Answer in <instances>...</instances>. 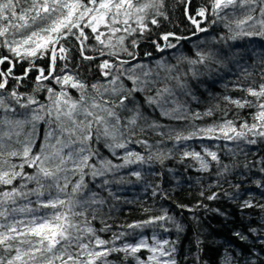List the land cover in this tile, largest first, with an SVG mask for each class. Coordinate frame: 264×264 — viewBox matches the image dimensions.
<instances>
[{"label":"snow or ice","instance_id":"obj_1","mask_svg":"<svg viewBox=\"0 0 264 264\" xmlns=\"http://www.w3.org/2000/svg\"><path fill=\"white\" fill-rule=\"evenodd\" d=\"M178 2L192 35L219 26L221 32L211 42L220 47L197 48L194 58L178 55L175 64L162 57L150 67L138 61L141 41L163 53L188 39L160 31L164 21H171L174 4L169 0H0V264H179L178 240L153 233L149 242L142 234L152 226L171 231L168 223L183 232L167 210L116 232L103 214L106 199L90 187L92 183L114 196L107 186L132 183V177L143 180L151 174L144 166L163 164L174 150L182 159L197 161L198 171L212 174L215 169L210 194L199 193L204 199L223 195L237 200L241 184L232 185L228 177L240 167L246 170L240 173L243 180L259 165L261 179L252 183L264 189V157L247 160L250 146L264 145V0H203L198 6L193 0ZM37 60H47L46 67ZM182 63L241 68L232 91L242 95L213 97L217 102L203 112L191 111L189 101H200L186 78L197 79L200 73L195 68L181 72ZM33 72L31 90L22 91ZM217 113L218 120L195 123ZM150 136L159 139L151 143ZM192 140L221 143L216 150L207 145L187 150L186 142ZM239 155L245 157L243 165L237 162ZM122 170L127 171L118 175ZM221 178L234 193L211 191L223 188ZM247 195L241 209L264 211V204ZM200 207L207 205L198 201ZM97 220L99 229L93 223ZM109 232L107 239L101 235ZM233 235L250 241L243 264H264V217L260 227H248V234ZM142 251L148 255L141 257ZM195 259L199 264V256ZM224 264H234L231 254Z\"/></svg>","mask_w":264,"mask_h":264},{"label":"trees","instance_id":"obj_2","mask_svg":"<svg viewBox=\"0 0 264 264\" xmlns=\"http://www.w3.org/2000/svg\"><path fill=\"white\" fill-rule=\"evenodd\" d=\"M169 2L174 4V7L169 9L171 21H164L160 31L176 32L180 36L188 37V39L181 40L177 49H168L163 53L157 52L150 42L141 41L139 48L136 49L139 62L154 67L155 62L163 57L167 62L175 64V57L178 55L183 54L194 58L197 48L207 52L210 49L220 47L219 44L211 42L212 37L217 36L221 32L219 26L211 27L206 33L192 35L191 26L183 16V5L178 0H169ZM202 2L203 0H193V6H198ZM256 43L259 44V41ZM146 52H151L152 55L145 56ZM135 62L137 61H133V63ZM36 63L46 67L47 60H37ZM179 67L181 72H188L189 68H195L200 73L197 79H192L190 74L186 78L191 90L200 101L199 103L189 101L191 111L203 112L212 103L217 102L213 97L218 99L223 95L234 97L242 95V93L232 91L233 82H236L241 76V68L229 65L231 69L229 71L214 64L206 68L204 65L192 66L187 63H182ZM249 70L254 71L251 68ZM16 71L19 74L22 69L18 67ZM35 75V72L31 73L32 78L25 82L24 87L21 89L22 91L31 90ZM40 95L42 98L43 94L41 93ZM178 96L182 101L187 99L179 93ZM219 102L223 107L225 102ZM229 118H232V112L229 113ZM218 119L219 113L213 117L197 120L195 123L206 125ZM149 139L151 143H154L159 137L150 136ZM186 143L189 146L187 150L195 149L196 151H201V145H207L216 150L215 145L221 142L192 140ZM132 147L137 151H143L138 145H133ZM166 147L171 148L172 142H168ZM250 148L251 151L247 157L248 161H255L260 157H264V145L250 146ZM102 152L105 156H109L107 150L102 149ZM220 155L225 163H231V159L225 155L224 151H221ZM236 159L241 165L246 162L243 155H239ZM114 163H120V161L114 159ZM198 168L199 164L197 161L191 158L182 159L181 152L174 150L172 158L165 160L163 164L153 162L150 168L144 166V171L151 174L145 175L143 180L135 181V178L132 177V183H113L107 186L114 193V196H109L108 191L101 190L92 183H90V187H93L94 191L99 192L106 199L107 204L103 209V214L107 223L112 226L113 231H128L120 226L147 219L152 215H160L162 210H167L170 216L183 225V232L177 233L173 225L168 223L167 227L172 229L171 231L165 232L158 226H152L145 228L142 234L149 238V242H151L150 238L153 233H156L161 239L178 240L176 258L179 264H197L195 259L197 256H199V264H224L227 254H231L234 264L236 261H239V264H243L244 259L247 257V248L250 241H239L233 233L241 231L248 234V227L258 228L261 226L264 211L260 208L241 209L239 206L241 200L249 198L247 195L249 193L254 198L253 203L264 204V198L261 197V192L264 189L257 188L252 183L253 180L261 179V174L258 172L259 165L252 172H248L243 180L240 177V173L246 171L243 167L236 169L229 175L228 180L231 181L232 185L241 184L240 196L235 201L223 195H221L220 199L213 201L202 198L199 193L205 191V195L210 194L208 191L209 185L217 177L214 174L215 169H213L212 174H209L198 171ZM126 171L122 170L118 175L125 174ZM109 178L111 179V177ZM86 180L90 181V178H86ZM99 183L100 179H97L95 184L98 185ZM220 183L223 185L222 189L212 188L211 191L221 193L223 191L235 192V189L229 183H225L223 178L220 179ZM157 185L159 186L158 188H156ZM154 188H156L157 193L155 196L153 195ZM165 193L168 196L167 199L164 198ZM198 201H202L207 207L196 208ZM177 204L187 205L193 211H188L187 208L181 209L177 207ZM143 208H150L152 211L145 213L142 210ZM215 209H219V212L214 211ZM220 213H223V215ZM93 223L97 229L102 226L99 220L93 221ZM139 234L140 232L137 230V236ZM101 235L107 239L111 236V233H101ZM251 239H254V237H250ZM129 240L134 242L131 237ZM139 255L146 257L148 253L142 251ZM110 259H116V257L113 256ZM129 264H131V261Z\"/></svg>","mask_w":264,"mask_h":264}]
</instances>
